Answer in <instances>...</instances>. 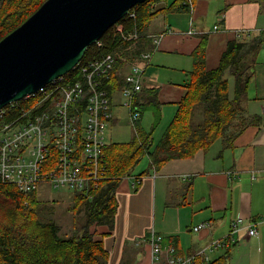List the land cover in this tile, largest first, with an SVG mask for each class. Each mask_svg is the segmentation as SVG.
<instances>
[{
    "label": "crops",
    "instance_id": "obj_1",
    "mask_svg": "<svg viewBox=\"0 0 264 264\" xmlns=\"http://www.w3.org/2000/svg\"><path fill=\"white\" fill-rule=\"evenodd\" d=\"M175 1L166 0L163 7ZM183 3L189 4L188 9L161 13L146 30L148 36L165 34L146 67L143 90H157L163 105L162 119L165 116L166 120L168 109L174 116L177 103L187 92L192 53L204 37L208 38V70L219 66L230 42L249 44L264 38V0ZM215 26L220 29L215 30ZM239 32H244L241 37ZM142 43L145 49L140 53L154 50L150 38ZM140 53L131 55L133 62L125 64L124 72L131 64L145 65ZM170 70L179 74H165ZM249 98L247 115L255 122L234 140L232 147L225 148L224 141L219 140L194 158L170 161L159 172L149 166L148 173L123 180L117 190L119 205L114 228L93 227L109 252L108 264H154L148 239V232L153 231L163 239H173L182 256L199 255L214 240H222V246L207 251L210 261L229 250L228 264H264V43L257 56ZM133 177L141 181L136 188ZM236 220H241L242 230L229 237L231 224ZM206 222H211L212 227L194 231ZM252 223L256 224L258 236L248 233ZM169 256L166 247L164 264Z\"/></svg>",
    "mask_w": 264,
    "mask_h": 264
},
{
    "label": "trees",
    "instance_id": "obj_2",
    "mask_svg": "<svg viewBox=\"0 0 264 264\" xmlns=\"http://www.w3.org/2000/svg\"><path fill=\"white\" fill-rule=\"evenodd\" d=\"M45 1L0 0V41L21 26ZM180 1L162 8L157 6L166 0H146L137 5L99 42L88 48L82 62L108 53L115 55L117 63L107 84L112 93L122 89L125 84L119 73L126 63L133 62L131 55H139L145 49L142 42L149 39L146 30L150 23L161 13L188 9V3ZM135 30L140 35L139 39L127 41L123 38ZM207 39L204 37L192 53L193 69L185 84L187 92L177 103L171 123L156 144L154 128L162 120L163 106L158 92L149 89L137 95L136 106L142 114L153 112L155 127L146 131L139 122L132 141L106 146L103 162L107 178L89 194L74 193L71 211L76 216L83 213L82 219L85 220L78 234L62 237L55 222L41 219L46 204L39 200L38 192L25 194L0 181V264H108L109 252L104 241L97 238L93 227L108 225L110 229L114 228L119 205L117 190L145 158L150 161V169L159 172L170 161L191 159L200 151H209L219 140L224 141L225 148L232 147L234 140L254 124L255 121L249 120L247 115L249 87L264 38L249 44L230 42L219 66L213 70L206 66ZM67 77L76 80L77 73ZM231 79L234 81L233 91ZM148 172L147 169L140 175ZM150 237L151 232H148V239ZM173 244L175 255L182 256L177 252L173 239H163V249ZM230 256L228 250L223 256L205 264H228ZM195 264H203L202 259L199 258Z\"/></svg>",
    "mask_w": 264,
    "mask_h": 264
},
{
    "label": "built area",
    "instance_id": "obj_3",
    "mask_svg": "<svg viewBox=\"0 0 264 264\" xmlns=\"http://www.w3.org/2000/svg\"><path fill=\"white\" fill-rule=\"evenodd\" d=\"M219 29L220 26H215V30ZM239 33L241 37L244 32ZM164 35L149 36L154 50L140 54L145 65L131 64L127 71L123 69L119 73L125 85L115 93L107 83L117 58L108 53L85 63L81 61L69 73L76 72V80L68 78L67 74L1 109L0 181L25 194L38 192L43 184L77 194H89L92 188H97L107 178L103 161L109 145L107 129L115 119L114 100L116 96L123 97V106L136 132L143 114L135 100L143 91L146 67ZM139 37L136 30L123 35L127 41ZM132 179L136 188L141 183L140 178ZM241 223V220L232 222L229 237L242 230ZM209 227L212 223L206 222L194 231ZM248 233L259 235L256 224H249ZM223 244L222 240H214L207 250L194 256L175 255L176 250L171 246L167 264H195L199 258L203 264L209 263L207 251ZM150 246L153 263L164 264L163 236L151 232Z\"/></svg>",
    "mask_w": 264,
    "mask_h": 264
},
{
    "label": "water",
    "instance_id": "obj_4",
    "mask_svg": "<svg viewBox=\"0 0 264 264\" xmlns=\"http://www.w3.org/2000/svg\"><path fill=\"white\" fill-rule=\"evenodd\" d=\"M146 0H47L0 41V110L69 74Z\"/></svg>",
    "mask_w": 264,
    "mask_h": 264
},
{
    "label": "rangeland",
    "instance_id": "obj_5",
    "mask_svg": "<svg viewBox=\"0 0 264 264\" xmlns=\"http://www.w3.org/2000/svg\"><path fill=\"white\" fill-rule=\"evenodd\" d=\"M166 2L161 3L157 8H162ZM157 51L154 52L156 54ZM153 60V59H152ZM156 65V60L154 62ZM168 75H178L175 70L166 71ZM182 74H185L182 72ZM231 90L233 91L234 81L230 80ZM123 97L116 96L114 100V121L107 129V142L111 143H128L135 137V128L129 119L128 110L123 106ZM168 120L162 121L155 127V117L152 111H145L143 118L140 121V126L146 131H151L154 127V141L155 144L162 138L167 126L171 123L174 116L170 115L168 109ZM218 144V143H216ZM217 146V145H216ZM216 147H214L215 149ZM149 168V159L145 158L141 164L135 169V174H140ZM38 198L46 204L45 211L42 214L43 221H53L60 227V235L68 237L78 234L81 226L85 223L82 219V214H73L71 211L74 205V193L69 189H54L52 186L43 184L38 190ZM189 199V198H188ZM44 204V203H43ZM185 217V213H184Z\"/></svg>",
    "mask_w": 264,
    "mask_h": 264
},
{
    "label": "bare ground",
    "instance_id": "obj_6",
    "mask_svg": "<svg viewBox=\"0 0 264 264\" xmlns=\"http://www.w3.org/2000/svg\"><path fill=\"white\" fill-rule=\"evenodd\" d=\"M194 149V148H193ZM195 150V149H194Z\"/></svg>",
    "mask_w": 264,
    "mask_h": 264
}]
</instances>
